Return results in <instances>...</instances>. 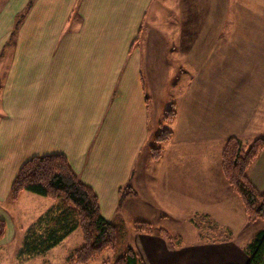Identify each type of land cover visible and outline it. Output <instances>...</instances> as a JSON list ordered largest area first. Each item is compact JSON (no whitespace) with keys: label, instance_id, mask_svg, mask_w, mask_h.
Listing matches in <instances>:
<instances>
[{"label":"crops","instance_id":"crops-1","mask_svg":"<svg viewBox=\"0 0 264 264\" xmlns=\"http://www.w3.org/2000/svg\"><path fill=\"white\" fill-rule=\"evenodd\" d=\"M28 2L0 0V218L7 229L2 204L20 166L63 153L108 220L159 228L164 219L207 215L227 235L172 246L133 226L128 246L145 264H206L199 255L211 250L218 263L247 264L246 247L264 221L247 219L221 153L230 136L246 147L264 139V0H35L8 45ZM228 27L236 45L244 42L236 46L242 55L220 38ZM172 104L173 135L154 161L152 139ZM248 177L264 189V148Z\"/></svg>","mask_w":264,"mask_h":264},{"label":"trees","instance_id":"trees-1","mask_svg":"<svg viewBox=\"0 0 264 264\" xmlns=\"http://www.w3.org/2000/svg\"><path fill=\"white\" fill-rule=\"evenodd\" d=\"M35 0H29L26 7L17 15L14 30L8 40L13 42L16 32ZM176 115L175 104L164 111L163 120L171 121ZM173 130L168 127L154 135L150 146L152 158L158 161L163 156L165 144L172 138ZM264 148V139L257 138L247 148L237 136L225 141L221 153V170L232 190L240 198L249 221H264V189H258L248 177L250 164ZM126 188H120L123 194ZM31 192L50 198L54 203L38 218L35 225L27 229L25 245L33 251L45 253L59 244L77 228L83 235V244L68 258L69 264H86L112 251V261L103 264H145L140 254L132 246H127L119 254L124 243V226L119 221L106 219L94 189L81 180L63 153L34 155L19 168L10 187V200L16 201L22 192ZM207 220V221H206ZM215 224L207 215L195 217L193 222L199 228ZM211 226V225H210ZM134 231L158 234L172 246L183 243L181 236L172 235L163 227L156 228L149 221H137ZM6 222L0 218V240L5 236ZM247 264H264V228L247 245Z\"/></svg>","mask_w":264,"mask_h":264},{"label":"rangeland","instance_id":"rangeland-1","mask_svg":"<svg viewBox=\"0 0 264 264\" xmlns=\"http://www.w3.org/2000/svg\"><path fill=\"white\" fill-rule=\"evenodd\" d=\"M228 3L233 5L234 2L233 0H228ZM233 13L234 11L227 13L226 23L231 17L233 18ZM206 30V32H209L210 34H212V32H217V29L215 30V28ZM221 37L223 40L225 37L226 45L225 42H223V46L225 45L227 47V45L232 44L231 51L236 52V46L240 48L242 45H244V42L242 41H239V45H236L234 41V28H222L220 38ZM214 47H216L215 52L217 54L222 52L220 49V39L215 43ZM236 54L242 55L241 51L238 49ZM162 123L163 127H167L168 124L163 120V118ZM263 130L264 127L259 129V132H261L260 134H262ZM53 203L54 201L50 198L25 191L23 196L19 197L16 201L10 200V198H8V201L2 204V206L5 208L4 210L8 213L9 219H7L8 229L6 226L5 233L6 241L3 243L2 247H0V264H69V256L75 249L79 248L83 244V235L80 228L74 230L59 244L45 253L33 251L32 248L26 246L24 242L25 239H27V229L35 225L38 218L42 216ZM119 222L124 226L125 231L124 243L122 244L119 251V254H121L125 251L127 246L130 245V236L133 232L132 228L135 224V221L125 218L121 219ZM163 224V228L167 229L172 235L181 236L185 242V245H191L195 242V240L199 239L205 243L212 244L216 242H222L227 238L225 231L217 224H210L211 226L205 225L204 227L199 228L187 218L175 220L164 219ZM214 254L215 253L211 250L209 252L204 251L199 256L201 259L206 260V264H222L217 262V260L220 261V258H216L218 255L214 257ZM114 256L115 255L112 251H106L102 257L86 264H103L106 260L112 261Z\"/></svg>","mask_w":264,"mask_h":264},{"label":"built area","instance_id":"built-area-1","mask_svg":"<svg viewBox=\"0 0 264 264\" xmlns=\"http://www.w3.org/2000/svg\"><path fill=\"white\" fill-rule=\"evenodd\" d=\"M202 225H203V227H204V226L206 225V221H205V222H203V224H202Z\"/></svg>","mask_w":264,"mask_h":264}]
</instances>
